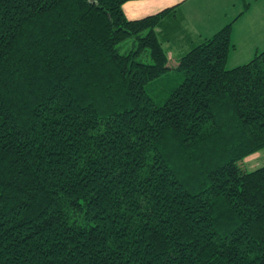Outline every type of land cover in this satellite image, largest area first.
I'll list each match as a JSON object with an SVG mask.
<instances>
[{"label":"trees","instance_id":"16d2710c","mask_svg":"<svg viewBox=\"0 0 264 264\" xmlns=\"http://www.w3.org/2000/svg\"><path fill=\"white\" fill-rule=\"evenodd\" d=\"M128 1L0 0V264H264V49Z\"/></svg>","mask_w":264,"mask_h":264},{"label":"rangeland","instance_id":"374dc122","mask_svg":"<svg viewBox=\"0 0 264 264\" xmlns=\"http://www.w3.org/2000/svg\"><path fill=\"white\" fill-rule=\"evenodd\" d=\"M200 1V6L207 2L206 0ZM260 1H262L260 4H252L250 9L239 12L240 8L231 9L229 5H226V8L220 7L222 0H217L216 4L213 5L212 11H207L205 14L202 12L199 13V17L203 18L204 20H209L210 18L211 22L209 24L208 32L204 31L206 34L211 35L218 29H222L223 25L225 27V25L230 24V42L232 46H235V48L233 49V46L228 53L225 63V67L227 69L248 62L256 53L264 49V0ZM195 8L198 7L195 5ZM183 10L184 8L180 7L179 5L177 9L178 17L183 12ZM234 20L235 22H233ZM190 26L193 28L192 30L196 29L195 22L190 21ZM176 28L179 27L177 26ZM231 35L233 37L232 41ZM235 38L237 40H235L234 43ZM171 42L172 40H170L168 44ZM195 44L197 43H194L191 47H193ZM176 46L180 47L181 44L176 43ZM163 47L166 49L167 44L164 43ZM170 47L173 48V46ZM256 50L258 52H256ZM185 51L187 50H177V52L174 50L171 52L166 51L169 67H175L178 57L181 56L178 53L183 54ZM238 165L246 172L253 171L264 166V148L241 160L238 162Z\"/></svg>","mask_w":264,"mask_h":264},{"label":"crops","instance_id":"0c3cea01","mask_svg":"<svg viewBox=\"0 0 264 264\" xmlns=\"http://www.w3.org/2000/svg\"><path fill=\"white\" fill-rule=\"evenodd\" d=\"M205 1V0H204ZM207 2L200 6V0H135V1H128L122 5V11L125 17L129 20H136L141 19L146 16L154 15L158 12H161L165 9L173 8L174 14H170L166 19L170 22L175 23V26L171 28V25L166 29V41L164 43L167 44L166 51H176L177 50H187L191 48L194 43H198L201 39L210 37L213 34L209 35L206 34L204 31L208 32L210 18L209 20H204L200 18V12L205 14L207 11H212L213 5L216 4L217 0H206ZM260 0H222L220 7L226 8V5H229L231 9L240 8L239 12H243L244 10L250 9L252 4H260L262 1ZM183 7L184 10L177 16V9L178 6ZM195 5L198 8H195ZM199 14V15H198ZM225 15V14H224ZM173 16V17H172ZM237 20V19H235ZM235 20L233 22H235ZM190 21L196 23V29L192 30L193 28L190 26ZM179 28H176V27ZM226 26V25H225ZM224 25L222 26V28ZM231 35V41H232ZM172 40L170 44L168 42ZM236 38L234 39V43ZM176 43H180L181 46H176ZM170 46H173L170 47ZM234 46V45H233ZM186 47V49H185ZM235 46L233 47V49ZM232 49V50H233ZM185 51V52H187ZM184 52V53H185ZM256 52H258L256 50ZM183 53V54H184ZM181 56L182 53H178ZM257 54V53H256ZM180 57H178L179 59ZM253 58V57H252ZM177 64V63H176Z\"/></svg>","mask_w":264,"mask_h":264}]
</instances>
